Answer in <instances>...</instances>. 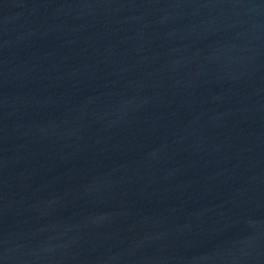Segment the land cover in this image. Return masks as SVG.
Instances as JSON below:
<instances>
[{"label":"water","instance_id":"1","mask_svg":"<svg viewBox=\"0 0 264 264\" xmlns=\"http://www.w3.org/2000/svg\"><path fill=\"white\" fill-rule=\"evenodd\" d=\"M0 264H264V0H0Z\"/></svg>","mask_w":264,"mask_h":264}]
</instances>
